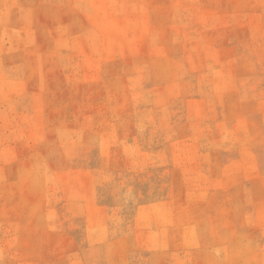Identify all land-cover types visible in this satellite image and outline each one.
Masks as SVG:
<instances>
[{
    "label": "rangeland",
    "instance_id": "rangeland-1",
    "mask_svg": "<svg viewBox=\"0 0 264 264\" xmlns=\"http://www.w3.org/2000/svg\"><path fill=\"white\" fill-rule=\"evenodd\" d=\"M0 264H264V0H0Z\"/></svg>",
    "mask_w": 264,
    "mask_h": 264
}]
</instances>
